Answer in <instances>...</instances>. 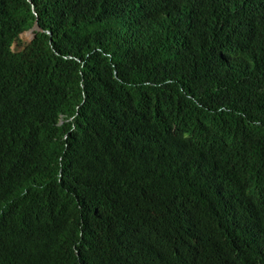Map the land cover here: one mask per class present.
<instances>
[{
	"label": "trees",
	"instance_id": "obj_1",
	"mask_svg": "<svg viewBox=\"0 0 264 264\" xmlns=\"http://www.w3.org/2000/svg\"><path fill=\"white\" fill-rule=\"evenodd\" d=\"M0 264H264V0H0Z\"/></svg>",
	"mask_w": 264,
	"mask_h": 264
},
{
	"label": "rangeland",
	"instance_id": "obj_2",
	"mask_svg": "<svg viewBox=\"0 0 264 264\" xmlns=\"http://www.w3.org/2000/svg\"><path fill=\"white\" fill-rule=\"evenodd\" d=\"M32 35H29L28 32L22 33L13 43L11 50L13 52H19L24 49V47L29 44Z\"/></svg>",
	"mask_w": 264,
	"mask_h": 264
},
{
	"label": "water",
	"instance_id": "obj_3",
	"mask_svg": "<svg viewBox=\"0 0 264 264\" xmlns=\"http://www.w3.org/2000/svg\"><path fill=\"white\" fill-rule=\"evenodd\" d=\"M32 13L36 16V12L34 11L33 7H32ZM30 31L33 32L32 37L30 39V42H31L32 39L35 37L36 33L42 32V29L39 27L37 20H35L33 27L26 32H30ZM23 33H25V32H23Z\"/></svg>",
	"mask_w": 264,
	"mask_h": 264
}]
</instances>
